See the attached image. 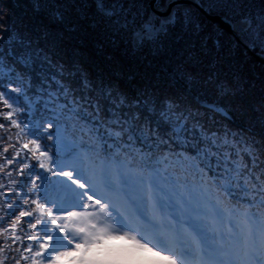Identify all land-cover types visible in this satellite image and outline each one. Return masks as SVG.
I'll return each mask as SVG.
<instances>
[{
  "label": "snow or ice",
  "instance_id": "snow-or-ice-1",
  "mask_svg": "<svg viewBox=\"0 0 264 264\" xmlns=\"http://www.w3.org/2000/svg\"><path fill=\"white\" fill-rule=\"evenodd\" d=\"M13 7L0 264H264V77L205 24L264 54V0Z\"/></svg>",
  "mask_w": 264,
  "mask_h": 264
},
{
  "label": "trees",
  "instance_id": "trees-1",
  "mask_svg": "<svg viewBox=\"0 0 264 264\" xmlns=\"http://www.w3.org/2000/svg\"><path fill=\"white\" fill-rule=\"evenodd\" d=\"M16 3V0H0V9H3L4 12H7L9 9L12 10L14 14H19L21 11L20 8L13 7V4ZM205 24L209 31L215 30L216 32L221 33V42L225 46L231 44L234 48V58L237 62H240L244 65L245 69L249 72V75L254 77L257 81V86H259L260 79L264 77V64L258 62L249 52L243 43L237 38L225 31L223 28L213 23L207 17L205 18ZM258 91V87H257ZM2 107V105H0ZM2 163V161H0ZM18 214V213H17ZM9 264H13L12 261H9Z\"/></svg>",
  "mask_w": 264,
  "mask_h": 264
},
{
  "label": "water",
  "instance_id": "water-1",
  "mask_svg": "<svg viewBox=\"0 0 264 264\" xmlns=\"http://www.w3.org/2000/svg\"><path fill=\"white\" fill-rule=\"evenodd\" d=\"M207 18L211 20L213 23L223 28L224 30H226L227 32H229L230 34L234 35L237 38V40L240 41L238 35L233 32L231 24L223 16L208 15ZM249 52L258 62L264 64V54H261L258 51H253V50H249Z\"/></svg>",
  "mask_w": 264,
  "mask_h": 264
}]
</instances>
